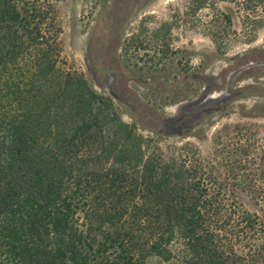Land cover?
<instances>
[{
	"label": "trees",
	"instance_id": "1",
	"mask_svg": "<svg viewBox=\"0 0 264 264\" xmlns=\"http://www.w3.org/2000/svg\"><path fill=\"white\" fill-rule=\"evenodd\" d=\"M53 1L0 0V264H264L257 133L219 136L207 158L165 152L61 67ZM222 1L231 14L206 25L218 49L235 18L236 40L256 41L264 0Z\"/></svg>",
	"mask_w": 264,
	"mask_h": 264
},
{
	"label": "rangeland",
	"instance_id": "2",
	"mask_svg": "<svg viewBox=\"0 0 264 264\" xmlns=\"http://www.w3.org/2000/svg\"><path fill=\"white\" fill-rule=\"evenodd\" d=\"M62 33L61 67L84 75L119 115L165 151L185 146L209 157L219 136L256 132L264 146V32L248 44L242 28L222 24V49L207 22L231 14L214 0H54ZM221 24V23H220ZM238 38V37H237ZM260 153V150L258 151ZM249 210L258 207L235 190ZM146 264H161L149 257Z\"/></svg>",
	"mask_w": 264,
	"mask_h": 264
}]
</instances>
